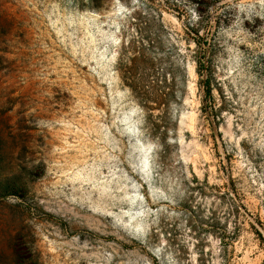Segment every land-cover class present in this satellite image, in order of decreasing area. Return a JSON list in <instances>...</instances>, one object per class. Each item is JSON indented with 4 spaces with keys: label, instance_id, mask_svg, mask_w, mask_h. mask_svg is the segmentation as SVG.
<instances>
[{
    "label": "rangeland",
    "instance_id": "obj_1",
    "mask_svg": "<svg viewBox=\"0 0 264 264\" xmlns=\"http://www.w3.org/2000/svg\"><path fill=\"white\" fill-rule=\"evenodd\" d=\"M0 264H264V0H0Z\"/></svg>",
    "mask_w": 264,
    "mask_h": 264
}]
</instances>
